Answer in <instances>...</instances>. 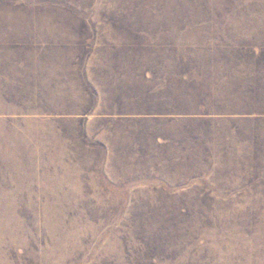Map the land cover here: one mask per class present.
Here are the masks:
<instances>
[{
  "label": "rangeland",
  "instance_id": "1",
  "mask_svg": "<svg viewBox=\"0 0 264 264\" xmlns=\"http://www.w3.org/2000/svg\"><path fill=\"white\" fill-rule=\"evenodd\" d=\"M0 264H264V0H0Z\"/></svg>",
  "mask_w": 264,
  "mask_h": 264
}]
</instances>
